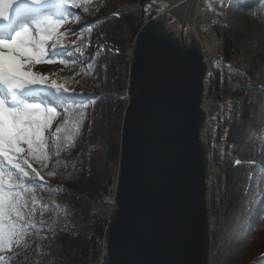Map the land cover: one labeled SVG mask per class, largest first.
<instances>
[{
	"label": "trees",
	"instance_id": "1",
	"mask_svg": "<svg viewBox=\"0 0 264 264\" xmlns=\"http://www.w3.org/2000/svg\"><path fill=\"white\" fill-rule=\"evenodd\" d=\"M18 2L24 6L30 0ZM221 2L232 14L253 18L256 23L245 28L228 25L223 34L218 24L212 26L223 37L219 56L228 65L211 67L203 99L218 107L213 115L205 111L211 132L208 143L204 142L207 207L214 223L209 264H264V0ZM152 3L60 0L54 7H61L62 16L36 9L18 22L19 27L25 22L35 28L40 19L52 17L79 27L83 39L71 42L63 34L50 54L59 66L54 80L67 92H58L47 81L22 94L28 100L30 96L24 94L40 89L45 101L58 97L61 103L47 105L56 109L54 120L58 121L56 127L44 131L47 159L37 163L27 154L39 177L26 165L28 177H16L32 189L24 193L25 220L17 222L18 228L24 225L23 235L6 236L0 244V253L16 249V264H97L102 253L107 262V235L117 209L112 197L130 102V69L135 42L148 21ZM81 17H86L85 23L78 24ZM94 31H100L109 46L102 44L91 51ZM99 70L104 81L111 79L120 89L109 115L104 113L108 97L97 81ZM83 140L84 149L79 146ZM0 166L16 176V169L4 158ZM3 219L7 221V216ZM3 230L7 234L6 223ZM0 264L8 263L0 257Z\"/></svg>",
	"mask_w": 264,
	"mask_h": 264
},
{
	"label": "water",
	"instance_id": "2",
	"mask_svg": "<svg viewBox=\"0 0 264 264\" xmlns=\"http://www.w3.org/2000/svg\"><path fill=\"white\" fill-rule=\"evenodd\" d=\"M186 22L175 37L154 12L135 42L106 264H209L208 67Z\"/></svg>",
	"mask_w": 264,
	"mask_h": 264
},
{
	"label": "snow or ice",
	"instance_id": "3",
	"mask_svg": "<svg viewBox=\"0 0 264 264\" xmlns=\"http://www.w3.org/2000/svg\"><path fill=\"white\" fill-rule=\"evenodd\" d=\"M18 0H0V19L7 20L9 10ZM32 4H39L40 0H30ZM66 3L67 0H64ZM79 5L73 4V7ZM59 23L47 20L45 24L36 29V35L28 28L15 33L11 40H0V87H3L7 96L0 95V157L7 164L16 169V176L5 173L0 167V244H4L6 236L23 235L24 225L17 227V222L25 220L23 209L27 207L24 193L32 189L25 188L23 182H17V178H27L29 173L25 169L32 168L29 158H18L17 154L24 151L22 144L28 146L27 153L31 160L37 163L46 160L43 153L45 146L44 131L49 128L57 116V111L48 104L61 103L54 98L45 101L40 89L30 90L24 94L39 102H29L23 98L24 90L33 85H43L48 81L46 75L33 72L32 68L37 64H53L56 61L45 60L47 42L55 41L56 46L62 38L58 32ZM64 63V61H60ZM51 87L58 92L68 89L51 82ZM60 129H57L59 132ZM32 172L39 177V172L32 168ZM22 191H19V190ZM33 203L36 197L32 196ZM7 216V221L4 217ZM7 224V234L4 233V224ZM18 242V241H17Z\"/></svg>",
	"mask_w": 264,
	"mask_h": 264
},
{
	"label": "rangeland",
	"instance_id": "4",
	"mask_svg": "<svg viewBox=\"0 0 264 264\" xmlns=\"http://www.w3.org/2000/svg\"><path fill=\"white\" fill-rule=\"evenodd\" d=\"M20 1V0H18ZM60 0H50L48 2H40L39 4H32L31 2L26 3L27 5H21L20 2L14 3L9 11V16L7 20L0 19V40H11L15 33L18 31H23L25 28H28L30 31L33 32V35H36V29L42 26L47 22V20H52L55 23H59L58 32L61 35L67 34L68 40L73 42L75 40L80 41L83 39V33L79 30V27H76V25L70 24L63 20H55L52 17H48L46 19H41L36 23V27L33 28L32 26H29L28 24L25 25V22H23V26L20 28L17 26L18 22L22 20H26V16L28 13L33 12L36 8L42 10L43 12L48 13L50 10H52L54 15H60L62 13L61 7L58 9H55L54 3L58 2ZM110 4V3H108ZM153 5L155 7L150 6V14L156 13V16L159 15V17H156L157 19L160 18L164 20L165 27L175 36L180 37L181 32L183 29V26L186 22L185 27V38L188 40V42H191L193 39H195L202 49L203 57L206 55L208 57L209 63H207L208 72L211 70L212 66H227V64H223L221 62L220 58V50L222 46L223 37L219 36L215 29L212 27L214 24L219 25V29L221 34H223V30L225 26L237 25L238 28H245L247 25H255L256 20L253 18H247L244 16H237L235 14H232L229 10H227L224 6L221 0H153ZM35 7V9H34ZM110 9L109 7L106 8ZM206 12L205 18H201L200 13ZM189 12V16L187 17V14ZM197 15L196 20H194V16ZM85 18L81 17L78 18V24L85 23ZM198 20V22H196ZM248 32V29L245 30ZM93 41L89 46V49L91 51H95L100 49L102 44H105L109 46V42L105 39V37L102 35L100 31H94L93 32ZM55 43V41H48L47 42V53L44 57L45 60H52V57L50 54L54 53L57 46L53 47L52 45ZM57 45V43H56ZM58 64H37L32 68L33 72L39 73L41 75H46L48 77V82H52L58 73ZM114 76V75H113ZM97 81L101 82L100 85L102 87L103 92L108 97V104H106V111L104 112L106 115H109L110 110H112V102L114 99H116L119 96V86L115 85L113 82H111V79L104 81L102 72H98ZM130 87V84H129ZM129 93V92H128ZM6 95L7 92L4 89V91H1L0 88V95ZM4 95V96H5ZM129 97V95H128ZM130 98V97H129ZM32 99L31 97L28 98V100ZM130 104V102H129ZM129 106V105H128ZM202 108L204 111L208 113V115H213L218 107L214 104H210L208 102H204L202 104ZM57 120L52 121V127H56ZM207 125L204 126L203 132L201 133V139L203 143H208L211 132H210V125L209 120L206 119ZM80 148L86 147V141L83 140L82 143H79ZM21 148L24 149L23 152L17 154L20 158H27V148L28 146L26 144H22ZM2 157H0L1 160ZM1 167V166H0ZM115 193L113 195L112 201L115 202ZM116 204V203H115ZM210 220V236H211V228L213 226V221ZM258 217L256 219V222L258 221ZM211 242V240H210ZM16 249L14 247H10L7 251H1L0 257L3 261H5L8 264H16V257H15ZM15 258V259H14ZM105 255L102 253L99 256L98 263L97 264H105Z\"/></svg>",
	"mask_w": 264,
	"mask_h": 264
},
{
	"label": "built area",
	"instance_id": "5",
	"mask_svg": "<svg viewBox=\"0 0 264 264\" xmlns=\"http://www.w3.org/2000/svg\"><path fill=\"white\" fill-rule=\"evenodd\" d=\"M150 6H151V7H155L153 4H150ZM197 15H198V14H196V15L194 16V20H196ZM158 16H159V15H158ZM205 16H206V12L204 11V12L200 13V16H199V17H201V18H205ZM196 22H198V20H197ZM204 61H205L206 65H207V63H209L208 57H207L206 55H204ZM227 65H228V64H227ZM219 67L222 68V66H219ZM206 125H207V122H205V125H204V126L206 127Z\"/></svg>",
	"mask_w": 264,
	"mask_h": 264
},
{
	"label": "bare ground",
	"instance_id": "6",
	"mask_svg": "<svg viewBox=\"0 0 264 264\" xmlns=\"http://www.w3.org/2000/svg\"><path fill=\"white\" fill-rule=\"evenodd\" d=\"M203 99H204V95H203Z\"/></svg>",
	"mask_w": 264,
	"mask_h": 264
}]
</instances>
